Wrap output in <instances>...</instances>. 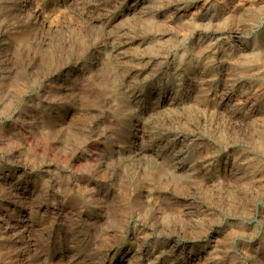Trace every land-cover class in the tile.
I'll return each mask as SVG.
<instances>
[{"label":"rangeland","instance_id":"rangeland-1","mask_svg":"<svg viewBox=\"0 0 264 264\" xmlns=\"http://www.w3.org/2000/svg\"><path fill=\"white\" fill-rule=\"evenodd\" d=\"M0 264H264V0H0Z\"/></svg>","mask_w":264,"mask_h":264}]
</instances>
